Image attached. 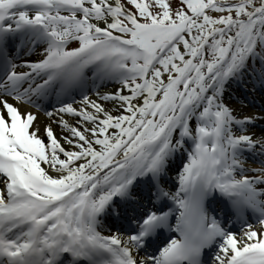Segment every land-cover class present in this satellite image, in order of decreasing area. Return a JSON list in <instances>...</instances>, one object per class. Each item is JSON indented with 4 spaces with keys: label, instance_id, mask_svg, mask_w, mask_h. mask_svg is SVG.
<instances>
[{
    "label": "snow or ice",
    "instance_id": "obj_1",
    "mask_svg": "<svg viewBox=\"0 0 264 264\" xmlns=\"http://www.w3.org/2000/svg\"><path fill=\"white\" fill-rule=\"evenodd\" d=\"M0 264H264V0H0Z\"/></svg>",
    "mask_w": 264,
    "mask_h": 264
}]
</instances>
